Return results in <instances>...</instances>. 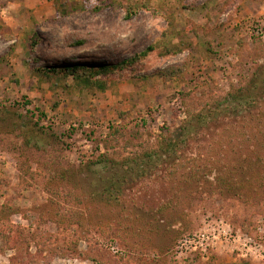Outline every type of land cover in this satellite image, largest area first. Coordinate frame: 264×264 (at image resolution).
Instances as JSON below:
<instances>
[{
  "label": "rangeland",
  "instance_id": "374dc122",
  "mask_svg": "<svg viewBox=\"0 0 264 264\" xmlns=\"http://www.w3.org/2000/svg\"><path fill=\"white\" fill-rule=\"evenodd\" d=\"M262 117L264 0H0V264H264Z\"/></svg>",
  "mask_w": 264,
  "mask_h": 264
},
{
  "label": "trees",
  "instance_id": "16d2710c",
  "mask_svg": "<svg viewBox=\"0 0 264 264\" xmlns=\"http://www.w3.org/2000/svg\"><path fill=\"white\" fill-rule=\"evenodd\" d=\"M130 17V16H129ZM36 44V42H33V45ZM168 48V47H167ZM157 47L156 46H149L146 50H144L143 52H141L139 55H136L132 58L126 59L125 61H122L121 63H119L118 65L112 67L110 65H73V66H64L63 68H54V69H50V71H47L49 74H54V75H63V76H70L73 77L74 81H76L78 84L83 85L85 87H93L95 86L96 88L100 89V90H105L106 85L103 86V83H101L100 81H95L94 79L98 76H105L107 74H110L112 71H116V70H123L125 67H132L134 65H136L137 63H140L141 61L147 59L149 56H151V54H153L156 51ZM167 53H170V49H167ZM181 52L180 49L176 50L175 53L173 52V54H179ZM172 53V52H171ZM176 69V68H175ZM166 73H170V71L168 70ZM180 71L179 69H176L172 71V74H168V76H175V75H179ZM243 99V98H240ZM241 101H238V104H240ZM242 104V103H241ZM235 111L239 110V105H236L235 107ZM259 117V115H258ZM200 121L202 122H206L208 116L205 115H200L197 117ZM260 123L258 124L259 127H264V117H262V119H260L259 121ZM254 139H257V136H255L252 140L255 141ZM264 140V137H263ZM168 149L167 151H165L166 153H168V155H174L175 153V149L177 147H174V145H167ZM165 156V155H163ZM162 155H158V153H153V155H149L150 157V161L152 160H157L158 162L161 161V159L163 158ZM264 159V157H262ZM110 165H114L112 163V161H105ZM130 169H132L131 166H129ZM136 170V169H134ZM132 172V171H129ZM136 172V171H135ZM134 173V171H133Z\"/></svg>",
  "mask_w": 264,
  "mask_h": 264
}]
</instances>
